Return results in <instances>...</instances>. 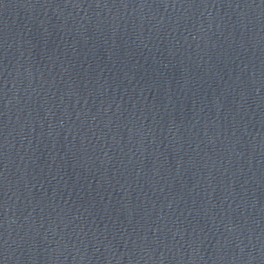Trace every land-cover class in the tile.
I'll use <instances>...</instances> for the list:
<instances>
[{
    "label": "water",
    "instance_id": "1",
    "mask_svg": "<svg viewBox=\"0 0 264 264\" xmlns=\"http://www.w3.org/2000/svg\"><path fill=\"white\" fill-rule=\"evenodd\" d=\"M198 264H264V0H244L234 93Z\"/></svg>",
    "mask_w": 264,
    "mask_h": 264
}]
</instances>
